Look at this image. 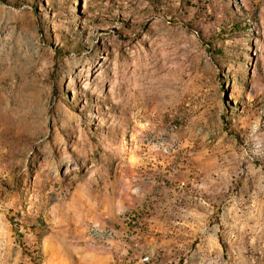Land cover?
<instances>
[{"label":"rangeland","instance_id":"1","mask_svg":"<svg viewBox=\"0 0 264 264\" xmlns=\"http://www.w3.org/2000/svg\"><path fill=\"white\" fill-rule=\"evenodd\" d=\"M126 180L136 264H264V0H0V264Z\"/></svg>","mask_w":264,"mask_h":264},{"label":"crops","instance_id":"2","mask_svg":"<svg viewBox=\"0 0 264 264\" xmlns=\"http://www.w3.org/2000/svg\"><path fill=\"white\" fill-rule=\"evenodd\" d=\"M116 187L111 192L107 188L106 192L76 194L56 205L54 227L44 242L45 264H136L129 256L135 249L123 214L132 209L145 214V235L157 226L154 212L162 208L144 207L139 188L131 180Z\"/></svg>","mask_w":264,"mask_h":264},{"label":"built area","instance_id":"3","mask_svg":"<svg viewBox=\"0 0 264 264\" xmlns=\"http://www.w3.org/2000/svg\"><path fill=\"white\" fill-rule=\"evenodd\" d=\"M124 221L128 224V226L135 231H138L140 227H145L146 223L143 220L142 212L140 210L132 209L127 210L123 214ZM133 246H137L136 244H133ZM136 249V248H135ZM151 254L145 253L143 256H140V261L146 262L150 260Z\"/></svg>","mask_w":264,"mask_h":264}]
</instances>
